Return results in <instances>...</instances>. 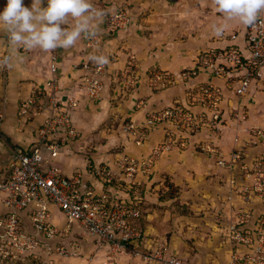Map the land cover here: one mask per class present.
<instances>
[{
  "label": "crops",
  "instance_id": "0c3cea01",
  "mask_svg": "<svg viewBox=\"0 0 264 264\" xmlns=\"http://www.w3.org/2000/svg\"><path fill=\"white\" fill-rule=\"evenodd\" d=\"M92 3L106 13L95 36L101 42L94 48L88 46L93 37L82 36L68 49H27L10 45L6 30L0 29L3 115L0 182L8 177L7 166L14 151L31 150L37 145L38 130L48 112L32 111L30 117H23L19 109L35 88L45 87L52 76L49 67L55 63L60 99L66 100L71 95L80 99L73 114L78 136L56 157L44 149V167H57L70 177L80 175L97 194L109 190L117 197H133L140 202L143 216L144 249H155L161 241L167 244L170 254L187 264H202L197 258L200 254L186 257L182 251L170 249L164 237L148 231L145 207L170 187L179 188L180 201L199 208L204 205L213 229L211 244L219 249L221 264H228L230 247L223 237V227L235 219L237 211L249 210L255 219L264 215V202L254 193L245 192L257 181L258 174L264 173V140L254 133L264 131V85L254 81L245 95L238 96L227 81L208 71L198 70L191 81H181V77L184 72L196 69L202 56L210 51L243 47L248 25L217 12L214 0H92ZM6 5L7 0H0V11ZM31 5L32 0H24L25 7ZM41 7H47V0H41ZM120 9L129 13L131 21L126 29L113 31L108 18ZM257 19H264V10L259 11ZM216 28L222 29L219 35ZM90 54L104 55L109 61L103 65L104 88L99 98H89L83 91L84 78L89 75L84 65H97L89 59ZM155 72L171 75L178 80L177 84L158 89L152 83ZM199 84L221 89L220 125L191 133L176 132L168 124L148 123L152 115L179 104L198 113L194 88ZM160 144H170L171 149L158 156L149 171H142ZM208 148L217 153L209 152ZM234 154L238 155L235 160ZM219 161H225L227 166L219 165ZM130 166L136 169L133 177L127 176L124 169ZM97 171L101 175L94 174ZM131 188L139 190L141 197L134 196ZM56 217L62 218L57 211ZM74 227L77 230L71 232L80 240L77 233L81 229ZM83 242L84 253L93 248V244ZM125 257L123 263L117 264H148L132 253ZM201 258L203 264L213 263L208 255ZM103 260L99 255L94 257L93 264H102ZM85 261L58 259L59 264H85Z\"/></svg>",
  "mask_w": 264,
  "mask_h": 264
},
{
  "label": "built area",
  "instance_id": "2783aa9c",
  "mask_svg": "<svg viewBox=\"0 0 264 264\" xmlns=\"http://www.w3.org/2000/svg\"><path fill=\"white\" fill-rule=\"evenodd\" d=\"M108 21L111 30L120 31L129 26L131 17L120 9ZM100 42L99 37H93L88 46L94 48ZM83 68L89 74L84 78L83 91L89 98H99L104 88L101 79L104 66L85 64ZM198 70L227 81L238 96L245 95L254 81L264 85V19L247 26L243 47L232 46L204 54L196 69L182 74L181 81H191ZM49 71L52 76L45 87L35 88L19 109L23 117H30L32 111L48 112L38 130L37 145L31 150L14 151L7 166L8 177L0 182L3 211L0 213V264H59L58 259H83L84 236L90 238L95 249L85 264H93L94 257L99 255L103 256L102 264H117L128 253L148 264H187L170 254L167 244L161 241L155 249H144L146 232L141 224L140 202L136 199L129 195L117 197L109 190L97 194L80 175L70 177L57 167H44V149L56 157L63 147L76 140L73 114L80 103L76 95L60 99L55 63ZM177 81L166 73H153L152 83L158 89L175 86ZM194 91L200 107L198 113L179 104L152 115L148 123L168 124L176 132L191 133L220 125L221 89L199 84ZM2 120L0 112V126ZM255 131L264 140V131ZM236 133H240L239 129ZM170 149V144L158 145L142 171H149L155 159ZM208 151L216 152L215 149ZM237 157L233 155L234 160ZM219 165L227 166V163L219 161ZM124 169L129 177L136 172L134 166ZM94 174L101 175V172ZM130 191L136 197L142 195L137 189ZM247 191L264 202V173L258 174L257 181ZM56 211L61 219H57ZM74 225L81 229L77 235L81 236L80 240L71 232ZM222 233L230 247L228 264H264V215L255 219L249 210L237 211L235 219L223 227Z\"/></svg>",
  "mask_w": 264,
  "mask_h": 264
},
{
  "label": "clouds",
  "instance_id": "9594fccd",
  "mask_svg": "<svg viewBox=\"0 0 264 264\" xmlns=\"http://www.w3.org/2000/svg\"><path fill=\"white\" fill-rule=\"evenodd\" d=\"M214 5L227 19L238 18L243 25H253L264 10V0H214ZM105 14L92 0H47V7H41V0H32L31 8L24 6V0H7L0 11V29L6 30L10 45L68 49L82 36H97ZM215 31L219 35L222 29ZM89 59L100 66L109 62L104 55L90 54Z\"/></svg>",
  "mask_w": 264,
  "mask_h": 264
},
{
  "label": "rangeland",
  "instance_id": "374dc122",
  "mask_svg": "<svg viewBox=\"0 0 264 264\" xmlns=\"http://www.w3.org/2000/svg\"><path fill=\"white\" fill-rule=\"evenodd\" d=\"M179 198L180 190L173 186L158 199L149 202V205L145 207L148 215L149 233L164 237L170 249L176 252L182 251L186 257H196V254H200L197 258L202 264L204 260L201 257L205 255L212 258V264H221L219 249L211 244L214 239L213 229L210 225L211 221H208L206 217L204 205L200 208L199 206H190L186 202L180 201ZM72 230L76 231L77 229L73 226ZM83 240L85 244H92L88 236H84ZM89 248L90 251L84 253L83 259L93 255L91 252L93 248ZM123 259H120L119 263H123Z\"/></svg>",
  "mask_w": 264,
  "mask_h": 264
},
{
  "label": "trees",
  "instance_id": "16d2710c",
  "mask_svg": "<svg viewBox=\"0 0 264 264\" xmlns=\"http://www.w3.org/2000/svg\"><path fill=\"white\" fill-rule=\"evenodd\" d=\"M143 220V219H142ZM141 224H142V221H141Z\"/></svg>",
  "mask_w": 264,
  "mask_h": 264
}]
</instances>
